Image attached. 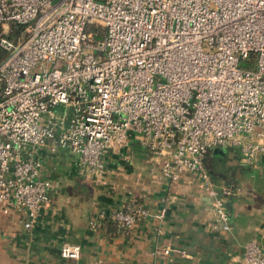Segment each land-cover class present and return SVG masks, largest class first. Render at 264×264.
<instances>
[{
    "label": "built area",
    "instance_id": "1",
    "mask_svg": "<svg viewBox=\"0 0 264 264\" xmlns=\"http://www.w3.org/2000/svg\"><path fill=\"white\" fill-rule=\"evenodd\" d=\"M0 49V213L17 211L29 231L51 204L42 151L70 152L78 175L97 179L135 139L160 161L159 180L199 177L211 224L231 230L225 199L242 190L217 187L206 160L218 149L264 160V0H0ZM166 214L130 202L92 224L129 233L153 219L160 238ZM173 256L187 254L152 252ZM241 264H264V245L249 243Z\"/></svg>",
    "mask_w": 264,
    "mask_h": 264
},
{
    "label": "crops",
    "instance_id": "2",
    "mask_svg": "<svg viewBox=\"0 0 264 264\" xmlns=\"http://www.w3.org/2000/svg\"><path fill=\"white\" fill-rule=\"evenodd\" d=\"M41 155L45 177L55 186L52 202L29 231L17 211L0 213V264H171L152 257L157 245L186 252L185 259L173 256L174 264H241L249 243L264 245L263 159L243 164L238 149H218L207 158L217 187L235 183L242 190L225 199L231 223L225 232L211 224V201L200 178L185 173L177 183L159 180L160 161L135 139L124 151L105 156L104 174L97 179L79 176L77 157L68 151L44 150ZM130 202L154 213L166 209L160 238L153 233V219L129 233H119L110 221L93 226L101 212ZM66 243L82 248L78 261L61 257Z\"/></svg>",
    "mask_w": 264,
    "mask_h": 264
},
{
    "label": "rangeland",
    "instance_id": "3",
    "mask_svg": "<svg viewBox=\"0 0 264 264\" xmlns=\"http://www.w3.org/2000/svg\"><path fill=\"white\" fill-rule=\"evenodd\" d=\"M240 67L242 69H247V70H251V71L255 70V66L253 64H248L247 62H241Z\"/></svg>",
    "mask_w": 264,
    "mask_h": 264
},
{
    "label": "trees",
    "instance_id": "4",
    "mask_svg": "<svg viewBox=\"0 0 264 264\" xmlns=\"http://www.w3.org/2000/svg\"><path fill=\"white\" fill-rule=\"evenodd\" d=\"M96 41H99L100 39H101V33H99L97 36H96ZM4 58V53L2 52V50L0 49V60H2ZM250 63H253V61L252 62H250Z\"/></svg>",
    "mask_w": 264,
    "mask_h": 264
}]
</instances>
